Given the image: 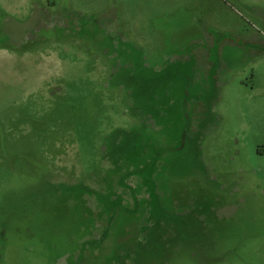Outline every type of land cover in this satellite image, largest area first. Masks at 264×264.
Returning a JSON list of instances; mask_svg holds the SVG:
<instances>
[{
  "label": "rangeland",
  "instance_id": "obj_1",
  "mask_svg": "<svg viewBox=\"0 0 264 264\" xmlns=\"http://www.w3.org/2000/svg\"><path fill=\"white\" fill-rule=\"evenodd\" d=\"M0 264H264V0H0Z\"/></svg>",
  "mask_w": 264,
  "mask_h": 264
},
{
  "label": "flooded vegetation",
  "instance_id": "obj_2",
  "mask_svg": "<svg viewBox=\"0 0 264 264\" xmlns=\"http://www.w3.org/2000/svg\"><path fill=\"white\" fill-rule=\"evenodd\" d=\"M58 147V146H57ZM53 150H57V149H54L53 148ZM55 156L56 157H54L53 158V163H54V159L55 158H59V157H63L62 155H59V154H55ZM75 159H76V157H75ZM65 167V165L64 166H61V168H64ZM67 169H54V171L56 172V174H58V176H61V177H64V178H68V177H70L68 174H70L71 173V171H66ZM79 172L80 171H78V176H75L76 178L75 179H77V180H69L68 182H70V183H72L74 186H72L73 187V190L74 189H86V190H88L89 189V192H94L95 194H98V192L99 191H94V190H92V187L90 186V185H86V184H83V183H81V181H79L78 179H81L80 178V175H79ZM87 175V174H86ZM88 176V175H87ZM69 179V178H68ZM75 183V184H74ZM96 187V186H95ZM102 188V187H101ZM79 192V191H78ZM81 193V192H80Z\"/></svg>",
  "mask_w": 264,
  "mask_h": 264
}]
</instances>
